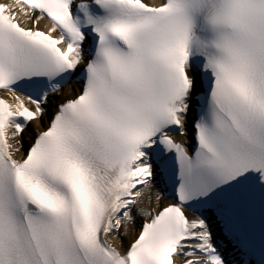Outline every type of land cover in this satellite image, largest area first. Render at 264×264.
Returning a JSON list of instances; mask_svg holds the SVG:
<instances>
[{
	"label": "snow or ice",
	"instance_id": "obj_1",
	"mask_svg": "<svg viewBox=\"0 0 264 264\" xmlns=\"http://www.w3.org/2000/svg\"><path fill=\"white\" fill-rule=\"evenodd\" d=\"M0 264H264V0H0Z\"/></svg>",
	"mask_w": 264,
	"mask_h": 264
},
{
	"label": "bare ground",
	"instance_id": "obj_2",
	"mask_svg": "<svg viewBox=\"0 0 264 264\" xmlns=\"http://www.w3.org/2000/svg\"><path fill=\"white\" fill-rule=\"evenodd\" d=\"M150 2H152V3H159L160 0H150ZM43 26H44V24L42 23L40 25V27L43 28ZM68 87H69L68 85H65V88L66 89H68ZM78 87H79L78 85L75 86L76 89H78ZM156 191H157V188L154 187L153 190H152V202H151V206L152 207H156V202H155V192ZM167 202H168V200L165 198L163 200V203L166 204ZM145 204L146 205L148 204V201L147 200H145ZM138 223H139V221H138ZM131 238H132L131 234H126L120 240H115L114 242L117 245H119L121 242H123L124 244H127ZM177 259H179V258H177Z\"/></svg>",
	"mask_w": 264,
	"mask_h": 264
},
{
	"label": "rangeland",
	"instance_id": "obj_3",
	"mask_svg": "<svg viewBox=\"0 0 264 264\" xmlns=\"http://www.w3.org/2000/svg\"><path fill=\"white\" fill-rule=\"evenodd\" d=\"M124 237V236H123Z\"/></svg>",
	"mask_w": 264,
	"mask_h": 264
}]
</instances>
